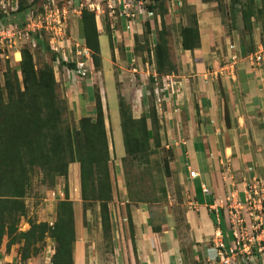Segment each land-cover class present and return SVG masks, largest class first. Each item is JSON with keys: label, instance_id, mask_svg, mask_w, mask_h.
Instances as JSON below:
<instances>
[{"label": "crops", "instance_id": "1", "mask_svg": "<svg viewBox=\"0 0 264 264\" xmlns=\"http://www.w3.org/2000/svg\"><path fill=\"white\" fill-rule=\"evenodd\" d=\"M170 2L173 5L167 1L168 13L174 10L181 27L189 23L186 7L194 9L200 34V44L192 50L182 48L180 36L178 46L167 39L173 71L159 75L156 69L154 31L161 29L162 17L155 12L152 16L135 10L131 17L118 15L114 22H119V29H113L110 44L118 102L120 96L125 98L135 118L149 117V127L153 103L159 121L160 146L150 142V160L154 166L166 161L169 170L157 173L160 177L153 176L155 198L151 201H131L126 191L122 169L126 152L125 146L124 154L120 149L116 152L112 136L114 114L101 70L105 57L101 54L99 70L87 60L89 71L84 77L58 64L55 78L66 87L75 119L94 115L97 97L102 103L116 177L114 198L109 203L115 263L225 264L221 261L224 256L237 264L236 256L244 257L245 251L240 248L233 255L229 253L230 248H236L231 225L233 201H241L244 217L251 221L246 206L248 192L264 198V44L260 29L254 27L256 51H262V59L256 63V51L242 55L239 37L225 35L215 2ZM118 8L120 13L122 6ZM73 10L80 15L81 10ZM170 16L173 17L168 14L165 21ZM146 21L151 27L149 43L143 36ZM78 31L73 37L75 42ZM72 49L75 52L74 46ZM18 52L17 61L21 58ZM190 171L196 176H190ZM69 173L79 182L78 163L70 164ZM80 200H74L73 264H98L97 260L87 259L91 255L94 258L95 247L87 238L89 226L84 227L80 220ZM254 213L257 215L256 210ZM220 243L224 248L219 247ZM4 255L7 260L9 254Z\"/></svg>", "mask_w": 264, "mask_h": 264}, {"label": "trees", "instance_id": "2", "mask_svg": "<svg viewBox=\"0 0 264 264\" xmlns=\"http://www.w3.org/2000/svg\"><path fill=\"white\" fill-rule=\"evenodd\" d=\"M167 1L151 0L146 6L144 5L148 11L159 14L164 24L158 31L156 44L153 47L159 75L170 73L175 69L170 59L167 41L169 32L166 33L165 16L169 14ZM202 2H216L220 10L222 9L221 0H202ZM230 2L233 9L226 16L230 17L232 26L238 28L236 21L240 15L238 18L242 20L241 53L247 56L257 49L253 32L258 24L261 25V42L264 44V3L260 7L255 0H230ZM239 2H242V8L236 10L235 7L239 6ZM26 9L27 7L21 4L18 7L19 12ZM0 20L7 22L9 18L0 13ZM188 21V25L180 29L181 46L183 49L192 50L200 44L196 14L189 15ZM78 25L79 35L91 51L94 67L99 70L102 67V58L100 32L95 13L87 7H82ZM116 25L119 27V22ZM105 28L108 29L107 35L112 45L113 29L107 24ZM150 30V23L146 21L143 34L145 43H149ZM42 31L44 30L39 33ZM137 36L135 51L139 50ZM246 36L250 38V44L246 41ZM35 37L39 39L37 35ZM29 46L30 44H26L20 49L21 58L18 67L6 68L2 76L3 84L0 86V251L8 253L12 246L17 245L20 260L25 262L43 249L47 237H52L56 242L52 264H73V246L76 241L75 208L74 201L69 198L67 183L69 166L72 163L79 164L82 204L85 206L84 203L90 202L91 206L99 207L103 236L112 251L114 247L109 203L114 198L116 177L113 161L110 158L104 112L101 100L97 97L94 115L84 116L79 119L77 125H74L69 119L70 110L67 101L59 93V84L54 75L52 62L59 61L61 66L65 65L73 69L75 63L61 60L56 52L48 45H44L51 54L52 62H45L37 67ZM142 46L147 45L140 44V47ZM147 50L151 49L147 48ZM118 104L126 152L122 163L124 165L130 160L148 164L154 187L153 176L169 170L166 161L165 163L161 161L157 167L152 165L150 160L152 154L150 142L153 141L155 147L160 146L158 134L160 126L154 104L150 105V127L149 117L141 115L135 118L131 104L125 98L120 96ZM35 176H40L49 186L54 184L57 176L63 177L64 198L57 203L56 217L51 225L47 221L29 219V228L21 230L19 225L27 212L24 198ZM160 180L162 182V179ZM125 185L128 197L134 201L129 194L130 181L127 171ZM154 198L153 190L149 198L141 197L137 201H151ZM83 219L84 226H89L85 221V211Z\"/></svg>", "mask_w": 264, "mask_h": 264}, {"label": "rangeland", "instance_id": "3", "mask_svg": "<svg viewBox=\"0 0 264 264\" xmlns=\"http://www.w3.org/2000/svg\"><path fill=\"white\" fill-rule=\"evenodd\" d=\"M114 5V3H117V0H57V3L59 6H64L70 13L68 15L67 19V25H68V34L70 36V39L73 41V37L75 38L77 35L78 31V21L80 18V15L76 14V12L73 9L81 10L82 7H87L91 11L95 13V20L97 24L98 30L100 29V42H101V54L102 57L104 58L103 60V67H102V73L105 78V84L107 86V99L109 103V107L111 109V112L114 114L113 115V122H112V133H113V138L115 142V147H116V152L119 153V149L122 154H124V144H123V134H122V129L120 126V114H119V104H118V95H117V89L115 85V73L114 69L112 68L110 59H111V45H110V39L109 36L107 35L108 29L106 30L105 25L107 24L108 27H112V29L118 28L117 23L114 22L117 19V16L119 15V8L118 5L116 7L110 8L108 6V3ZM115 1V2H114ZM169 1V0H168ZM221 7L222 9L220 10L219 6L217 5L218 3H214V9L219 11L223 23V27L225 29V35L228 36L229 34L231 35V39H233L232 36H238L239 39L242 37V20L241 18H238L240 15L237 17L236 21V26H239L238 28L232 26V21L230 20L229 16H226L228 12L231 13L232 7H231V2L230 0H221ZM241 1V0H240ZM248 1V0H244ZM51 0H16V5L19 7L21 4L22 6H26L27 9L25 11L19 12L13 11L11 15L9 16V23L17 25L19 28H23L24 24L26 23V19L28 16L31 15V17L35 18V20H38L41 14L44 11V7L47 3H50ZM137 2V0H136ZM135 2V3H136ZM149 1H147L143 5H147ZM239 6H236V10H241L242 8V2H239ZM248 3V2H247ZM263 1L258 2L257 5L260 7L262 6ZM169 4L172 7V2L169 1ZM176 4V3H175ZM246 4V2H245ZM244 4V5H245ZM168 8V7H167ZM185 8V7H184ZM165 10V8L163 7ZM113 11V12H112ZM112 12V13H110ZM173 13L172 16L169 17L166 22H167V31L166 33L171 31V34L168 33V39L171 42L173 46H178L179 43V36H180V29H181V23L180 19H177L176 16H174V10H172ZM186 12L188 15H192L194 13V9L192 7H186ZM142 13H146L143 11ZM168 15V14H167ZM167 15L165 17H167ZM229 15V13L227 14ZM224 16V17H223ZM11 19V21H10ZM77 25V28H76ZM164 26L163 22L161 23V28ZM229 26V29H228ZM114 27V28H113ZM258 29L261 31V25H256ZM235 28V29H234ZM20 30V29H19ZM156 30V29H155ZM159 31V29H157ZM154 31L157 36L158 31ZM169 30V31H168ZM40 30H36L35 35L38 36L39 39H36L35 35L33 34L31 36L32 42L30 44V51L33 53L34 61L36 63L37 67H40L43 65L45 62H52L50 60V53L47 51L44 47V45L49 46V37L50 34L48 32L42 31L39 33ZM79 32V31H78ZM247 37V36H246ZM246 41L249 42L250 44V38H245ZM39 41V42H38ZM79 43H81V47L86 46L83 39H81L80 35L79 38L77 39ZM29 40L25 44H17V46H12V47H0V76H3L4 71L8 66L11 68L18 67L19 60H16V52L19 51L20 49L28 44ZM75 45V41L73 42ZM248 44V43H247ZM248 44V45H249ZM83 45V46H82ZM258 46V45H257ZM51 49V47L49 46ZM71 48V47H70ZM68 48V50L70 49ZM4 49V50H2ZM73 50V49H72ZM15 51V53H13ZM18 52V53H19ZM264 53V52H263ZM21 56V53H20ZM59 64V61H54L52 62V65L55 68ZM55 75V72H54ZM3 78L1 77L0 79V86L3 84ZM59 93L62 97L65 98L67 101L68 107H69V119L74 125H77L79 120L74 118L73 110L70 107V100L68 98V95L66 93V87L64 83L59 82ZM114 117H116L114 119ZM122 167V169L128 172L129 175V181H130V191L129 194H131V197L133 198L134 201H137L138 198L143 197L144 199L149 198L152 195V190L153 188V183H152V178L150 176V169L148 164H141L140 162H135V161H127ZM70 169V166H69ZM125 173H124V180H125ZM53 185H50L42 181L40 176H35L32 182V185L27 193V195L24 198L26 207H27V212L24 217H22L21 223H20V229L21 230H27L29 228L28 220L29 219H34L38 221H47L50 225L54 222L55 217H56V206L59 200L64 198V187H65V179L63 177H56V179L53 182ZM68 183V193H69V198L72 199L73 201L78 199L80 200V185L79 182L76 183V180L74 178V175H71L69 173V177L67 180ZM81 201V200H80ZM86 204L85 206L83 204L80 205L81 208V214H80V220H82V223L84 224V211H85V221L89 225V235L87 238L90 240V243L92 245V241L94 243L93 247H95V252H94V258L93 255L91 257H88L87 259L96 260L98 261V264H116L114 257L115 253L114 250L109 247L108 242L106 241V238L103 236L101 225H100V218H99V207L98 206H91L90 202L84 203ZM89 204V205H88ZM88 205V206H87ZM264 208H262L261 211L259 209H255L257 211V214L263 219L262 224H259V219L255 218L254 220L251 219V221L246 220V223L244 225L245 227V232L247 234H244V244L246 246H251L254 247V245L257 246H262L264 245ZM261 212V213H259ZM255 226H254V224ZM249 224V225H248ZM254 226V227H253ZM86 227V226H84ZM83 227V230H84ZM248 239H253L251 242ZM55 245L56 242L54 238L52 237H47L45 239V244L43 249L36 255L31 257L25 262H22L20 260V256L18 253V246L14 245L11 248V251H9L7 254L8 259H4L6 254L5 252L0 251V264H52V255L55 251ZM89 246V245H88ZM250 248V249H251ZM90 247H88V252H89ZM114 249V247H113ZM256 250V249H255ZM254 250V251H255ZM238 251V250H237ZM252 252V255H248L247 253H244L243 255L236 256L237 264H264V256L260 255L257 251ZM264 253V249L262 251ZM247 256H253L252 259L250 260L247 258ZM246 257V258H245ZM244 260V261H243ZM230 264H233L232 261Z\"/></svg>", "mask_w": 264, "mask_h": 264}, {"label": "built area", "instance_id": "4", "mask_svg": "<svg viewBox=\"0 0 264 264\" xmlns=\"http://www.w3.org/2000/svg\"><path fill=\"white\" fill-rule=\"evenodd\" d=\"M147 1L150 2V0H137V2L136 0H117V3L114 1V5H112L109 1L108 6L110 8L116 7V5L122 6L121 12L119 13L121 16H134V10L137 13L145 11L146 14L152 16L153 12L148 11L143 5ZM17 10L18 6L16 5V0H0V13L5 15L7 18H9L13 11ZM68 15L69 11L64 6L60 7L57 0H51L50 3L45 5L44 11L39 19L35 20V18L31 17V15L28 16L23 28H19L17 25L0 20V47H16L17 44H25L27 40H29L28 44H31V36L36 33V30H44L50 34L49 46L51 47V50L56 52L61 60L74 62L76 73L79 76L84 77L89 71L87 60H89L91 66H93L92 56H89L90 51L86 46L82 45L83 47H81V43H79V41H76L74 45V40L72 41L70 39L67 25ZM73 46L76 49L75 52L72 50ZM68 48L70 49L68 50ZM261 53V48H259L258 51L253 54L256 63L262 59ZM190 176L195 177L196 173L194 171H190ZM256 195L257 194H255L254 191L253 193L248 192L246 198L247 212L249 213V217H251V219L254 220L255 218H258L260 222L259 224H262L263 219L259 216V214L255 215L254 210L259 209V211H261L262 208H264V206H261L264 202V198L256 197ZM233 204L234 205L231 207V225L234 240L236 242V248H230V255H233L236 250L240 251L241 249H243L248 255H252V252L256 249L255 251L259 253V256H264V253L262 252L264 245L257 247L254 245V247L251 248V246H246V244L242 241L244 240V234H247V232L244 231L246 227L244 225V223H246V219L244 217V213L242 212L243 206L241 201L238 200L236 202L233 201ZM248 240L251 242L253 241V239ZM219 247L224 248L222 243L219 244ZM252 257L253 256H250V258ZM221 261L225 264L230 263L229 257L222 256Z\"/></svg>", "mask_w": 264, "mask_h": 264}]
</instances>
